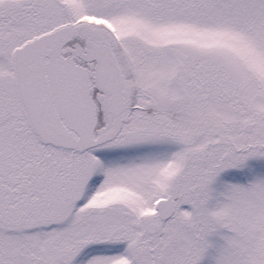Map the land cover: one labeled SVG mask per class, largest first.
Here are the masks:
<instances>
[{"label": "snow or ice", "instance_id": "obj_1", "mask_svg": "<svg viewBox=\"0 0 264 264\" xmlns=\"http://www.w3.org/2000/svg\"><path fill=\"white\" fill-rule=\"evenodd\" d=\"M0 264H264V0H0Z\"/></svg>", "mask_w": 264, "mask_h": 264}]
</instances>
